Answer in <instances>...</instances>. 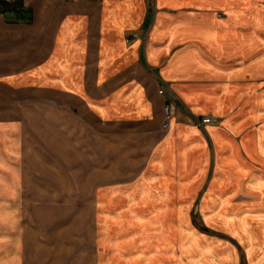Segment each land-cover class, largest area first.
I'll use <instances>...</instances> for the list:
<instances>
[{"label": "crops", "instance_id": "0c3cea01", "mask_svg": "<svg viewBox=\"0 0 264 264\" xmlns=\"http://www.w3.org/2000/svg\"><path fill=\"white\" fill-rule=\"evenodd\" d=\"M24 5L31 21L0 13V126L17 112L25 117L30 104L18 98L32 81L57 105L77 95L91 109L97 93L78 81L88 70L110 95L104 113L116 105L100 125L118 126L124 139L146 136L107 169L122 159L143 164L134 186L110 191L141 192L129 202L143 208L137 222L164 223L173 246L157 241L152 262L264 264V0ZM163 85L169 98L159 93ZM168 102L174 115L163 132ZM204 116L219 122L200 128L194 118Z\"/></svg>", "mask_w": 264, "mask_h": 264}, {"label": "rangeland", "instance_id": "374dc122", "mask_svg": "<svg viewBox=\"0 0 264 264\" xmlns=\"http://www.w3.org/2000/svg\"><path fill=\"white\" fill-rule=\"evenodd\" d=\"M86 72L78 81L97 93L91 109L83 110L77 95L57 105L54 95L39 93L32 81L29 95L16 96L24 98L20 105L30 104L25 117L17 112L16 121L0 126V264H154L150 253L157 241L173 246L164 223L154 228L137 222L143 208L129 202L141 192L110 191L135 185L143 164L122 159L124 165L107 168L110 160L119 163V150L136 152L145 145L146 136L124 139L118 126L100 125L114 117L116 105L104 113L110 95L100 93L98 79ZM114 81L120 85L108 83ZM204 117L194 118L200 128ZM163 125L168 132L171 127Z\"/></svg>", "mask_w": 264, "mask_h": 264}, {"label": "trees", "instance_id": "16d2710c", "mask_svg": "<svg viewBox=\"0 0 264 264\" xmlns=\"http://www.w3.org/2000/svg\"><path fill=\"white\" fill-rule=\"evenodd\" d=\"M0 13H12L19 21H31L32 19L30 11L25 8L24 0H16L13 2L0 0Z\"/></svg>", "mask_w": 264, "mask_h": 264}, {"label": "built area", "instance_id": "2783aa9c", "mask_svg": "<svg viewBox=\"0 0 264 264\" xmlns=\"http://www.w3.org/2000/svg\"><path fill=\"white\" fill-rule=\"evenodd\" d=\"M5 2H11V0H3ZM83 1H86V2H91V1H95V0H83ZM139 35L138 34H135L134 37H138ZM160 93L162 95L165 94V91L164 90H160ZM172 113H171V105H167L166 106V109H165V121H164V129H169L171 127V123H172ZM218 122V119L215 118V117H204V118H201L199 120V124L201 125H209V124H213V123H216Z\"/></svg>", "mask_w": 264, "mask_h": 264}]
</instances>
